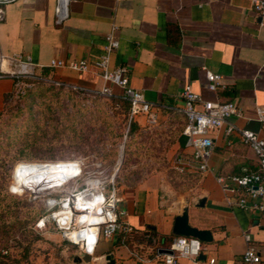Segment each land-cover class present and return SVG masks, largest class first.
<instances>
[{"label":"crops","instance_id":"crops-1","mask_svg":"<svg viewBox=\"0 0 264 264\" xmlns=\"http://www.w3.org/2000/svg\"><path fill=\"white\" fill-rule=\"evenodd\" d=\"M55 7L56 0L1 5L0 53L29 55L43 66L50 59L85 60L86 72H43L90 89L108 85L120 94L119 87L103 81L95 65L104 35L115 27L118 46L107 67H124L128 85L156 105L153 125L147 126L142 115L130 121L160 135L161 146L174 151L172 166L176 157L187 158L189 153L181 132L184 115L174 109L182 104L179 94L185 83L202 99L235 103L239 115L229 120L264 137V126L256 119L264 105V13H256L249 0H66L59 22ZM205 69L221 76L222 86L215 91L205 86ZM13 91L11 80L0 79V109ZM211 137L203 173L189 168L169 177L159 170L134 183H113L126 228L111 239L99 237L92 261L108 264L103 257L108 253L112 264H162V251L176 236L171 232L174 217L185 207L187 224L209 231L211 240L200 241L195 260L180 257L177 264H205L211 257L213 264H241L243 232L250 235L259 264H264V200L262 211L242 209L235 203V191L223 190L216 181L240 173L242 167L256 169V157L238 133L225 135L224 126Z\"/></svg>","mask_w":264,"mask_h":264},{"label":"rangeland","instance_id":"rangeland-1","mask_svg":"<svg viewBox=\"0 0 264 264\" xmlns=\"http://www.w3.org/2000/svg\"><path fill=\"white\" fill-rule=\"evenodd\" d=\"M115 95L33 82L5 98L0 109V230L6 231L12 221L13 225L2 254L19 259L18 264H74L72 257L78 247L63 239L51 222L44 227L35 225L48 212L46 199L60 195L48 187L65 175V164L47 162L82 164L79 179L62 186L61 191L99 179V170L105 189L112 174L114 184L134 183L152 171L175 175L174 151L169 145L161 146L160 135L146 127H134L127 133L128 103L121 93ZM25 168L29 170L24 178ZM87 264L98 263L91 260Z\"/></svg>","mask_w":264,"mask_h":264},{"label":"built area","instance_id":"built-area-1","mask_svg":"<svg viewBox=\"0 0 264 264\" xmlns=\"http://www.w3.org/2000/svg\"><path fill=\"white\" fill-rule=\"evenodd\" d=\"M13 0H0V19L2 17L1 5ZM66 0H56V22L64 15ZM256 13H264V0H249ZM115 27L104 35L103 52L95 62L103 81L120 88L121 98L128 103V120L142 115L147 126L156 121L155 104L146 101L141 92L132 89L127 83L126 69L117 66L113 69L107 67L110 53L118 46L114 36ZM85 60L78 59H50L47 65H39L29 55L0 53V79H9L13 82L14 91L19 92L23 87L33 82L49 83L62 86L75 91L88 92L93 95L116 97L108 85L100 89L85 88L64 80L52 77L51 73L43 72L45 68L51 72L55 69H68L82 73L89 70ZM205 86L208 90L215 91L222 86L221 76L218 73L204 70ZM182 104L174 107L184 115L182 134L185 136V147L189 149L188 157H176L173 168L178 172L194 168L198 172L207 171V159L212 151L213 143L211 133L224 126V134L238 133L242 143L247 145L256 157V169L242 167L240 173L216 177L223 190L233 189L236 193L235 203L238 207L249 211H262L264 200V137L247 128H238L229 120L232 116L239 115V109L232 101L220 102L218 100L202 99L194 92L189 83H185L180 91ZM256 119L264 126V105L256 111ZM78 171L67 179L53 186L59 193L57 198H47L45 201L46 214H42L35 225L44 227L51 222L54 228L60 231L63 239L78 247L84 253L92 255L99 240V236L111 239L117 230L126 228V223L121 219L124 210L116 206L117 198L113 187V174L108 180L109 188L105 189L104 177L99 170L98 177L84 181L80 188L73 187L68 191L60 188L68 183L75 182L82 175V164ZM51 188V187H50ZM44 210V211H45ZM73 232L74 235L70 236ZM245 243L241 254V264H259L260 257L250 244L251 237L243 232ZM171 254H162V264H177L180 257L195 260L201 252V242L194 237L175 236L169 243ZM214 258L207 259L205 264H213ZM195 263H197L195 261Z\"/></svg>","mask_w":264,"mask_h":264},{"label":"water","instance_id":"water-1","mask_svg":"<svg viewBox=\"0 0 264 264\" xmlns=\"http://www.w3.org/2000/svg\"><path fill=\"white\" fill-rule=\"evenodd\" d=\"M121 162V155L119 158V163ZM171 232L176 236H187L197 238L199 241L209 242L211 240L210 233L207 230H198L194 227H190L187 224V212L184 207L182 211L174 217L173 226ZM163 254H171L172 251L169 248H165L162 251ZM104 259L108 261V264H112L113 260L110 255L106 253ZM92 260V257L79 250L78 253L74 254L72 257V262L74 264L89 263Z\"/></svg>","mask_w":264,"mask_h":264},{"label":"trees","instance_id":"trees-1","mask_svg":"<svg viewBox=\"0 0 264 264\" xmlns=\"http://www.w3.org/2000/svg\"><path fill=\"white\" fill-rule=\"evenodd\" d=\"M134 127H135V124L132 121H129L127 133L132 131V129ZM28 170H29V168H27V169L25 168L24 178L27 176ZM8 205H10V204H8ZM7 210H8V213H10L11 215L13 214L12 213L13 211L10 209V206H9V208ZM12 225H13V221H12L11 224L7 225L8 229H5L6 231H3V230L1 231L0 230V264H18V262H19V259L10 258L8 256V254H5V255L2 254V251L5 250V247L7 246L6 245V242H7L6 240L8 238V235H10L9 230L11 232ZM143 239L146 240L147 242H150V240H151L150 237H147V238L144 237Z\"/></svg>","mask_w":264,"mask_h":264},{"label":"bare ground","instance_id":"bare-ground-1","mask_svg":"<svg viewBox=\"0 0 264 264\" xmlns=\"http://www.w3.org/2000/svg\"><path fill=\"white\" fill-rule=\"evenodd\" d=\"M47 163H51V164H59V166H63V165H61V164H65L64 166H63V169H64V177L62 176V178L60 177L59 179H58V181L55 183V184H53L52 186H50V187H53V186H55V185H57L58 183H60L61 181H63V180H65V179H67L68 177H70V176H72L73 174H75L77 171H78V167H79V165H77V163L75 162V161H56V162H47ZM47 163H45V164H47ZM66 165H68V167H66ZM60 169L62 170V168L60 167ZM33 181H35V178L33 179ZM37 182H38V179H37ZM27 184L29 185V187L31 188V190H34L35 191V188H33L31 185H30V183H29V181L27 180ZM37 184V183H36ZM36 186V185H35ZM50 187H48V188H50ZM26 191H28V190H26ZM33 191V192H34ZM29 192H31V191H29ZM74 235V233L73 232H71L70 233V236H73Z\"/></svg>","mask_w":264,"mask_h":264}]
</instances>
